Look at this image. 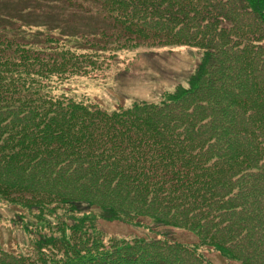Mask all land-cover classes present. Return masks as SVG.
<instances>
[{
	"label": "trees",
	"instance_id": "obj_1",
	"mask_svg": "<svg viewBox=\"0 0 264 264\" xmlns=\"http://www.w3.org/2000/svg\"><path fill=\"white\" fill-rule=\"evenodd\" d=\"M168 46L201 57L158 103L62 91ZM0 201V264H264V0H0Z\"/></svg>",
	"mask_w": 264,
	"mask_h": 264
},
{
	"label": "rangeland",
	"instance_id": "obj_2",
	"mask_svg": "<svg viewBox=\"0 0 264 264\" xmlns=\"http://www.w3.org/2000/svg\"><path fill=\"white\" fill-rule=\"evenodd\" d=\"M15 2L20 6L26 4V0ZM37 17L32 14L25 18L33 21ZM143 52L145 54L141 55ZM126 57L128 59L122 61L124 65L117 70H111L106 76L94 79L75 77L63 85L62 91L76 99L96 100L107 111L120 106L128 107L137 102L158 103L165 91L188 85L201 54L197 49L187 46H168L133 55L126 54ZM15 213L10 205L0 201V250L17 252L19 249L24 253L30 252L28 238L18 225ZM101 228L107 237L127 238L142 234L141 231L120 222L102 223ZM177 232L170 234L177 241H190L193 237L186 232ZM211 255L215 264H230Z\"/></svg>",
	"mask_w": 264,
	"mask_h": 264
}]
</instances>
